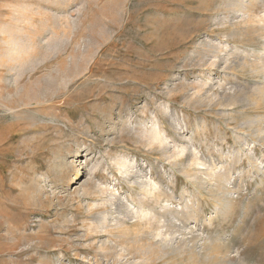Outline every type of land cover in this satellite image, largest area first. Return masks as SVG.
Instances as JSON below:
<instances>
[{"label":"rangeland","instance_id":"374dc122","mask_svg":"<svg viewBox=\"0 0 264 264\" xmlns=\"http://www.w3.org/2000/svg\"><path fill=\"white\" fill-rule=\"evenodd\" d=\"M234 1L0 0V264H264V0Z\"/></svg>","mask_w":264,"mask_h":264},{"label":"bare ground","instance_id":"6f19581e","mask_svg":"<svg viewBox=\"0 0 264 264\" xmlns=\"http://www.w3.org/2000/svg\"><path fill=\"white\" fill-rule=\"evenodd\" d=\"M232 3H234L232 6H238V5H240V7L241 8H243L244 10L245 9H247V1L246 0H242L241 2H238L237 4H235V1L234 2H232ZM249 4V3H248ZM192 216V215H191Z\"/></svg>","mask_w":264,"mask_h":264}]
</instances>
